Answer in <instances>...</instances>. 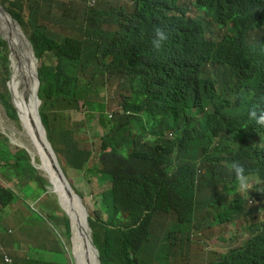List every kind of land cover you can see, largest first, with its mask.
Listing matches in <instances>:
<instances>
[{"label": "trees", "instance_id": "obj_1", "mask_svg": "<svg viewBox=\"0 0 264 264\" xmlns=\"http://www.w3.org/2000/svg\"><path fill=\"white\" fill-rule=\"evenodd\" d=\"M130 1L132 13L124 5L107 13L114 31L102 30L93 11H87L79 39L67 36L61 40L43 31L38 10H34L29 38L40 59L48 53L59 60L56 65L43 64L58 82L65 73L74 72L65 57L81 63L82 68L90 64L94 80L97 75H108L129 93L121 103L123 111H144L153 116L151 122H163L181 131L177 147L166 150L162 158L149 159L125 155L118 131L105 126L106 140L112 148L104 144L103 149L127 180V185L114 186V192L129 201L128 216L137 220L117 226L123 218L111 215L109 222L92 217L91 224L95 231L115 228L118 235L106 232L100 238L109 244L117 240L135 256L148 237L150 218L155 213H173L178 218L185 216L187 223L193 221L200 204L196 196L203 167L209 184H216L217 168L221 166L228 173L234 172L237 181L234 165H239L242 175L258 174L264 188V146L247 144L241 130V104L234 98L245 87L256 91L264 88V0H191L202 14L198 18L188 16L182 0ZM0 5L19 23L26 24L23 9L15 5V0H0ZM213 9L227 11L234 20L233 32L222 41L209 38ZM157 29L165 34L159 47L154 46ZM3 43L0 38V48ZM85 46L92 50L90 59L83 57ZM1 63L9 74L0 51ZM91 85L93 82L87 86ZM54 86L48 97L54 96ZM76 90L80 92L78 82ZM3 97H7L6 91L0 92V99ZM8 160L7 152L0 148V162ZM207 186L203 179V187ZM230 195L227 188L225 195L218 194V202L230 200ZM233 201L243 203L239 194ZM261 208L264 210V203ZM99 236L95 234L94 240L103 250ZM250 236L243 247L211 264H264V229L250 232ZM136 261L140 264L139 256ZM20 264L38 262L27 257L20 258Z\"/></svg>", "mask_w": 264, "mask_h": 264}, {"label": "rangeland", "instance_id": "obj_2", "mask_svg": "<svg viewBox=\"0 0 264 264\" xmlns=\"http://www.w3.org/2000/svg\"><path fill=\"white\" fill-rule=\"evenodd\" d=\"M190 1L182 0L181 6L187 10L189 17H200L202 14L191 5ZM15 5L23 9L26 24L19 23L8 13L3 14L10 18L9 26L0 22L2 23L0 38L4 42L0 48L1 56L10 67V74L4 75L3 63L0 66V92L7 93V97L0 99V148L7 152V157L11 160L22 159L21 152H24L23 147L18 146L17 150L20 152L18 156L16 145L11 142V139L18 143L24 141L19 133L20 125H22L20 104H23V100L26 103L31 102L32 95L40 96L45 82L59 83L57 78L50 77V72L43 69V64L56 65L59 64V60L48 53L43 59H38L35 46L29 38V33L33 32V25L29 22L33 11L38 10L37 19L43 31L48 30L52 36L61 40L67 36L79 39L83 33L82 26H86V13L89 10L93 11L94 18L104 31L115 30L107 16L110 9H119L121 5H124L127 12H133L130 0H15ZM9 35H12L14 39H20L18 45L11 46L8 39H4ZM21 35L25 39H22ZM26 43H29L30 47H27ZM27 53H33L34 58L37 59L36 66L42 67L45 72L42 79L36 81L34 76L28 74ZM92 56L90 47L85 46L84 59L88 57L90 59ZM89 66V68H81L78 72L80 94L74 105L60 100L59 109L54 112V115L51 113L55 110L53 105H50L51 112L47 104L43 108L49 114L50 130L57 147L62 150L65 145V134H72L79 143V147L91 153L89 165L93 166L98 161L104 144L109 149L112 148L106 140L105 126L117 130L121 122L127 121V115L121 109V103L124 97L129 96V93L125 91V88L119 87L116 79L108 75H97L94 80L93 68L90 64ZM73 71L65 73L61 80L69 91H73L76 81L75 70ZM26 76H30L34 83L25 80ZM90 82H93V85L87 87ZM26 91L30 94H25ZM86 98L103 101L106 105V113L113 114V118L102 122V114L98 112H103L104 109L98 107L96 110L88 109L84 102ZM133 115L131 114V117ZM60 156L71 182L84 196L89 216L98 217L104 222L109 220L111 215H119L117 211L99 213L97 205L100 200L99 195L110 186V183L98 181L96 174L78 171L68 164L67 157L62 152ZM37 166L41 170L46 168L39 164ZM29 167L26 162L23 171L29 170ZM217 170L218 177L215 185L209 184L208 173L204 167L199 171L201 180L197 197L200 204L195 209L193 222H185V216L178 218L172 213L157 212L150 218L148 237L137 255L131 256L127 248L117 240L109 244L100 238L104 242L102 257L108 264H134V262L138 264L136 261L138 256L140 264H192L195 260L197 264H209L214 258L212 255L214 252H228L244 246L245 240L248 241L251 237L250 232L256 233L264 229V210L261 208L264 203V188L260 187L253 177L242 176L236 181L234 172L228 173L224 166ZM203 179L204 184L208 185L207 189L203 187ZM227 188L231 193L230 200L218 202V194L225 195ZM214 192H217L215 198ZM237 194L243 200L242 204L233 201ZM37 209L43 213L57 212L63 216L53 197L43 199ZM146 213L148 211L144 212ZM121 215L123 219L116 223L117 226L128 225L137 220L135 216L129 217L128 211ZM53 227L54 231L49 222L37 218L28 206L21 203L12 204L0 210V244L4 246L7 253L14 255L15 260L19 256L32 255L38 264H55L51 257L60 264H66L67 245L72 242V237H67L65 240L59 227L54 223ZM8 229L12 231L8 232ZM53 232L58 250L52 239ZM111 232L118 235L115 229ZM93 233L99 236L105 232L101 230L95 232L93 229ZM38 248L44 250L46 261L36 254ZM126 255L129 256V261H126ZM68 264H73L70 258H68Z\"/></svg>", "mask_w": 264, "mask_h": 264}, {"label": "clouds", "instance_id": "obj_3", "mask_svg": "<svg viewBox=\"0 0 264 264\" xmlns=\"http://www.w3.org/2000/svg\"><path fill=\"white\" fill-rule=\"evenodd\" d=\"M0 13H8L10 15V13L1 5ZM211 13V36L209 38L214 41H222L234 30L233 17L227 11H221L217 9H213ZM156 37L157 39L154 41V46L159 47V42L165 39V34L162 30L157 29ZM37 58L40 59L38 56ZM65 59L67 60L69 66L75 70L76 81L74 83L73 91H69L68 87L63 82L57 83L56 81H47L45 82V85H48V88L44 86L40 96L32 95L33 100L36 103V107L31 115L30 125L37 128L38 135L36 137L39 139V142H34L31 140L29 134H24L22 125H20L19 133L24 141L22 143H18L11 139V142L16 145V154L20 156V152L17 150L18 146L23 147L22 151L24 152H21L23 154L22 159L18 158L17 160H11L8 158V161L0 162V210H4L10 205L16 203H21L25 206H28V208L32 210L33 214L37 218L44 219L49 222L52 231H54L53 223L57 225L59 227V231L66 240L67 237L73 238V225L70 212L75 209L76 203L79 204L81 208V214L84 220L87 222L90 230V248H88L85 252V262L86 264H105L101 255L102 250H99V246L94 240V235L96 233H93L94 227L91 224V218L94 216H89L86 203L84 201V196L71 182L66 170V166L61 160L60 152H62L67 157L68 164L76 168L78 171L96 174L98 181H106L110 183V186L99 195L100 200L97 203L99 207V213L117 211L119 212V215L114 216L121 218H123L121 214L125 211L130 213L129 201L125 200L114 192V186L127 185V180L125 175L117 169L116 163H111L108 160L103 146L99 153V159L93 166L89 165L91 153L81 149L79 147V143L74 139L72 134H65V145L62 150L57 147L50 130L49 114L43 107L45 104H47L50 111V105H53L55 110L50 112L54 115V112H57L59 109L58 102L60 100L74 105V102L78 100L80 94V92H77L76 87L78 82V72L82 68V65L81 63L75 62L66 57ZM35 60L37 59L35 58ZM36 70V80H40V76L45 74V72H43L42 67L38 68L36 66ZM9 74L5 72L4 75ZM10 80H12L11 76ZM54 84V96L48 97V93L50 89L53 88ZM234 98L242 105H240L239 108L243 113L241 130L244 139L246 140L247 144L252 147H263L264 88L261 91H256L254 88L245 87L243 90H240L239 92L237 91L234 95ZM53 99H55V102H52ZM84 102L86 103L88 109L96 110L97 107L104 109L103 112H98L99 114H102V122L105 119L113 118V114L106 113V105L103 101L86 98ZM23 103L26 102L23 100ZM60 109L62 110V107ZM131 111L132 110L126 111L127 121L121 122L117 128L118 138H120L125 155L132 154L134 156H142L149 159H159L164 156L166 150L173 149L178 146L181 140V131L179 128L170 127L163 122H151L153 116L147 115L144 111L140 113H136L134 111L132 113ZM131 114L134 115L131 117ZM45 150L49 152L47 157L44 156ZM24 161L25 163L27 162L28 166H30L28 168L29 170L23 171L25 164ZM36 164H39L40 166H49L53 170V177H47ZM234 169L238 179L242 176L253 177L258 182V185L263 187V180L258 174L248 172L242 175L243 168L239 165H234ZM57 190L61 192L62 198L57 193ZM51 197L54 198L55 203L60 207L63 216H60L57 212L43 213L37 209L38 205L41 201H43V199H49ZM110 218L104 222H109ZM114 229L115 228L112 226H109L108 229L101 231L106 233L111 232ZM11 231L12 229H8V232ZM52 237L57 248L54 232ZM230 251L214 252L212 254L214 258L212 259L211 263L217 261L222 255H225ZM37 252H41L42 254H38ZM66 252V264H68V258H70L73 264H77L72 252V242L67 245ZM36 254L42 260H47L44 255V250L38 248L36 250ZM27 257L34 259L32 255H27L19 256V258L15 260L14 255L7 253L4 246L0 244V264H20V258ZM51 258L55 261V264H60L53 257ZM192 264H197L196 260Z\"/></svg>", "mask_w": 264, "mask_h": 264}, {"label": "bare ground", "instance_id": "obj_4", "mask_svg": "<svg viewBox=\"0 0 264 264\" xmlns=\"http://www.w3.org/2000/svg\"><path fill=\"white\" fill-rule=\"evenodd\" d=\"M9 20L10 18L8 15L0 13V22L4 23L5 25L9 26ZM0 23V24H2ZM17 32V31H16ZM21 37V36H20ZM20 39H8L11 46L18 45ZM27 56L29 59L26 61L27 66V72L29 75L34 76L36 72L35 68V59L27 53ZM15 64V63H14ZM20 108L22 109L23 116H26V113L29 110V106L26 103L20 104ZM26 119V117H25ZM43 167V166H41ZM46 167L43 171V173L47 177H53V170L49 166ZM57 193L61 196L62 194L59 190H57ZM71 218H72V225H73V240H72V247H73V256L77 264H86L85 262V252L88 248H90V230L88 227L87 222L84 220L82 214H81V208L79 204H75V209L70 212ZM77 251V253L75 252Z\"/></svg>", "mask_w": 264, "mask_h": 264}, {"label": "water", "instance_id": "obj_5", "mask_svg": "<svg viewBox=\"0 0 264 264\" xmlns=\"http://www.w3.org/2000/svg\"><path fill=\"white\" fill-rule=\"evenodd\" d=\"M1 28V26H0ZM21 38L22 39H25V37L23 35H21ZM4 39H13V36L12 35H9L7 37H5ZM8 41V40H7ZM27 47H30V44L29 43H26ZM30 55L34 58V55L33 53H30ZM35 59V58H34ZM35 65H36V60H35ZM34 79L36 80L37 78V70L34 74ZM25 80H27L28 82H33L34 81L32 80V78L30 76H26ZM37 81V80H36ZM25 94H30L29 91H26ZM28 106H29V110L28 112L26 113V119L25 117L23 116V112L21 114V118H22V126H23V131H24V134H29L31 140H33L34 142H39V139L36 137L38 135V130L36 127L34 126H31L30 125V119H31V115L36 107V103L35 101L33 100V97H32V100L31 102H28L27 103ZM49 155V152L47 150L44 151V156L47 157Z\"/></svg>", "mask_w": 264, "mask_h": 264}]
</instances>
